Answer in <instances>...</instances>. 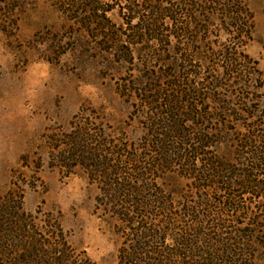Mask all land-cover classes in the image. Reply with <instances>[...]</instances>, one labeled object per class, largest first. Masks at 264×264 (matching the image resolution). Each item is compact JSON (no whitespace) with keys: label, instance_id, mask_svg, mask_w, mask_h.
<instances>
[{"label":"trees","instance_id":"16d2710c","mask_svg":"<svg viewBox=\"0 0 264 264\" xmlns=\"http://www.w3.org/2000/svg\"><path fill=\"white\" fill-rule=\"evenodd\" d=\"M127 1L128 34L104 19L107 10L96 0L61 4L85 11L115 47L116 61L129 65L117 89L132 100L131 117L144 132L134 139L125 127L108 130L75 115L69 131L52 138L55 166L80 169L97 185L96 211L121 238L115 264H264V218L239 197L264 199V91L255 86L257 61L242 48L252 28L249 10L241 0L223 9L232 30L214 49L201 40L209 21L192 14L203 7L197 1L153 5L146 16ZM171 38L183 48L169 56L123 45ZM178 177L185 184L160 182ZM0 264L100 263L71 245L59 218L27 212L22 194L11 190L0 196Z\"/></svg>","mask_w":264,"mask_h":264},{"label":"rangeland","instance_id":"374dc122","mask_svg":"<svg viewBox=\"0 0 264 264\" xmlns=\"http://www.w3.org/2000/svg\"><path fill=\"white\" fill-rule=\"evenodd\" d=\"M96 1L107 10L104 19L128 34L126 21L131 15L127 8L131 4L127 0ZM134 1L140 6L136 9L140 16H146V9L153 5L166 8L177 4L176 0ZM195 1L203 7L194 8L192 14L209 21L201 33L205 46L218 49L227 44V28H232L224 24L228 15L223 9L233 0ZM241 2L252 20L250 38L242 48L257 61L261 79L255 80V86H262L258 90L263 92L264 0ZM68 9L61 0H0V196L11 190L21 193L27 212L41 210L59 218L75 249L100 264H115L121 238L96 211L99 189L82 170L69 173L55 166L57 151L51 148L52 138L69 131L75 115L100 128L125 127L134 139L144 128L131 117L132 100L122 97L117 89L119 79L128 76L129 65L116 61L115 47L109 49L111 44L89 25L85 11L75 14ZM122 38L128 40L125 34ZM171 39L169 44L131 45L124 41L123 45L131 50L148 47L169 56L183 48ZM160 182L169 187L186 181L178 177ZM239 197L247 199L264 218L262 197Z\"/></svg>","mask_w":264,"mask_h":264}]
</instances>
